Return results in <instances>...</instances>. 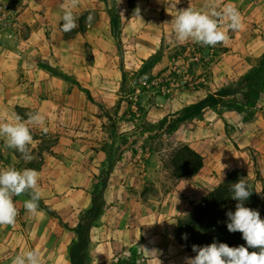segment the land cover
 Returning <instances> with one entry per match:
<instances>
[{"label": "crops", "instance_id": "0c3cea01", "mask_svg": "<svg viewBox=\"0 0 264 264\" xmlns=\"http://www.w3.org/2000/svg\"><path fill=\"white\" fill-rule=\"evenodd\" d=\"M16 1L20 33L0 36V122L13 114L27 120L35 112L45 122L32 126L31 161L0 138V169L37 170L41 202L53 215L39 209L34 216L24 208L26 194L14 197L19 214L14 225L0 226V264H12L29 250L39 251L43 264H69L73 228L104 175L103 206L89 228L88 264H186L194 255L178 238L177 219L219 183L222 177L206 166L211 155L218 162L223 157L215 149H195L203 156L201 169L192 177L174 178L160 150L146 145L150 132L140 133L138 117L130 119L122 110L129 102L119 99L122 70L108 35L93 27L63 36L53 0ZM241 17L245 27L230 39L236 49L228 43L211 65L213 85L246 73L264 52V0ZM252 98L250 115V108L215 117L205 112L194 130L210 129L207 119L212 118L221 122L219 135L230 140L227 148L264 149V80ZM140 104L147 124L170 117V98L161 92Z\"/></svg>", "mask_w": 264, "mask_h": 264}, {"label": "rangeland", "instance_id": "374dc122", "mask_svg": "<svg viewBox=\"0 0 264 264\" xmlns=\"http://www.w3.org/2000/svg\"><path fill=\"white\" fill-rule=\"evenodd\" d=\"M259 1L263 0H79V6L74 10L77 15V28L67 33L60 31L59 34L71 36L84 26L91 31L95 27L100 34L108 35L113 42L117 66L122 70L119 99L129 102V105L122 104V110H127L125 114L130 119L138 117L140 133L146 130L150 132L147 134L149 137L145 138L146 145L160 150L167 162L171 148L179 143H187L194 149L204 151L215 149L217 154L223 157V162L217 161L216 154L211 155L206 171L212 170L215 175L222 177L217 185L222 183L231 171L238 170L245 174L243 179L249 180V186L254 188L255 193L244 202V206L258 210L261 218L264 219V149H229L232 148L230 140L219 135L221 122L219 120L215 122L212 118L207 119L212 121L210 129L206 130L205 126H202L194 130L200 115L205 112L215 117L222 116L230 110L239 112L241 108H250L252 111H247L249 115L255 110L251 107V103L254 102L253 91H257L259 82L262 83L264 80V52L246 72L250 74V78L244 77L246 74L244 73L221 85H213L211 65L217 55L228 49L226 46L228 43L234 44L230 49H236L237 43L230 39L236 38L239 31H230L225 22L222 30L228 33L230 42L228 40L227 43L217 44L214 47L202 46L191 40L179 42L171 23L179 11L188 7L198 11H210L214 4L220 6L218 10H222L224 5L232 4L240 14H243L249 12L250 8ZM65 2L66 0H53V17L58 20L60 27H62V5ZM248 3H251L250 7H247ZM109 13L114 17L115 25L110 23ZM89 14L93 19L86 27ZM55 50H59V47L55 46ZM85 50L87 60L90 62L93 60L88 54L90 48ZM157 50L161 52L155 60L142 62ZM97 60L100 64L103 63L102 58ZM148 76L150 78H147ZM255 77H258L256 83H254ZM231 82L237 83L234 92H224L225 96L222 97L215 94L220 87ZM159 92L170 98V117H164L162 123L161 120L147 124L143 120L144 106L140 101L151 100L154 93ZM120 100L116 104L117 108L121 104ZM203 107L205 108L202 110ZM167 119L169 120L166 122ZM226 145L229 147L227 148ZM237 203L238 201L235 200L227 201L222 207L226 205L235 207ZM43 212L46 213L45 210ZM191 213L192 211L187 212L178 219L186 222ZM178 238L182 239L179 234ZM207 240L206 238L203 241ZM196 242L198 243L195 245L199 246L202 240L197 239ZM232 245V247L241 245L247 247L242 236L239 242H233ZM193 255L195 256L194 252Z\"/></svg>", "mask_w": 264, "mask_h": 264}, {"label": "clouds", "instance_id": "9594fccd", "mask_svg": "<svg viewBox=\"0 0 264 264\" xmlns=\"http://www.w3.org/2000/svg\"><path fill=\"white\" fill-rule=\"evenodd\" d=\"M79 6V0H66L62 5L63 15L61 30L65 33L77 28V15L74 10ZM212 5L210 11H198L192 8L179 11L171 21L176 38L179 42L194 41L202 46H216L227 43L228 33L222 30L227 24L230 31H242L245 27L239 10L232 4L222 6ZM139 14V10L137 9ZM93 16L89 14L90 23ZM45 117L38 113L28 114L27 120L18 114H13L11 120L0 122V138H4L8 148L18 151L25 161H31V146L33 145L32 126L44 125ZM43 132L47 131L42 127ZM225 167V166H224ZM223 167V168H224ZM40 173L31 168L17 170L9 167L0 169V226L14 225L19 211L14 203V197L28 194L30 199L24 201L25 210L39 214V202L42 192L39 185ZM232 198L238 203L235 211H228L227 229L229 232H240L247 247L241 245L230 247L226 243L213 242L205 246L193 245L196 253L189 257L186 264H264V219L258 210L244 206L252 192L245 180L240 179L232 184ZM186 238V237H185ZM258 249V251H249ZM12 264H43L39 251L29 250L16 255Z\"/></svg>", "mask_w": 264, "mask_h": 264}, {"label": "trees", "instance_id": "16d2710c", "mask_svg": "<svg viewBox=\"0 0 264 264\" xmlns=\"http://www.w3.org/2000/svg\"><path fill=\"white\" fill-rule=\"evenodd\" d=\"M109 17L110 23L115 25V19L112 15L110 16V13ZM83 30L84 26L79 29V31ZM160 52L161 50H157L155 54L149 56L142 62L146 63L150 60H155ZM244 77H247L248 79L250 78V74L246 73ZM147 78L150 77L148 76ZM257 78H254V83L257 82ZM236 87L237 83L231 82L220 87L215 94L222 97L225 96V94H223L224 92L232 93ZM253 92L255 93L256 90ZM163 121L164 120L160 123ZM167 163L170 166L171 175L174 178L186 179L192 177L201 169L203 166V156L189 144L179 143L171 148ZM243 177H245V174H242L238 170L229 172L222 183L205 194L201 201L194 206L192 213L186 222H182L181 219H177L179 235L182 237L181 241L185 244L188 250H192V246L195 245V243H198L196 242L197 239L202 240V242H199V246L217 242L226 243L228 246L232 247L233 242L240 241L242 233H232L227 229V223L229 221L226 213L228 211L234 212L235 207L227 205L222 207V204H226L227 201L234 200L232 198L233 193L231 191L232 184L238 182L240 179L244 180ZM105 178L106 175L101 177L100 181L94 184L91 194V206L84 210L78 218L76 226L73 228L74 238L68 247L69 264H88L89 262L87 249L89 241V228L95 216L99 213L103 206V190L106 184ZM245 181L249 185V180L246 179ZM249 188L253 191L251 194L253 196L255 193L254 188L252 186H249ZM26 195L29 197L28 194ZM39 208L45 210L50 215H53V211L48 209L42 202L39 204ZM206 238L208 240L203 241ZM206 242H208V244ZM249 251L258 250L250 248Z\"/></svg>", "mask_w": 264, "mask_h": 264}, {"label": "built area", "instance_id": "2783aa9c", "mask_svg": "<svg viewBox=\"0 0 264 264\" xmlns=\"http://www.w3.org/2000/svg\"><path fill=\"white\" fill-rule=\"evenodd\" d=\"M20 5L16 1L0 0V36L17 37L22 28Z\"/></svg>", "mask_w": 264, "mask_h": 264}]
</instances>
